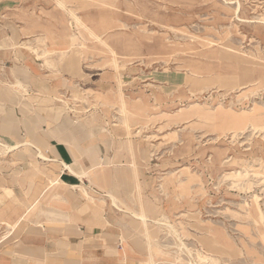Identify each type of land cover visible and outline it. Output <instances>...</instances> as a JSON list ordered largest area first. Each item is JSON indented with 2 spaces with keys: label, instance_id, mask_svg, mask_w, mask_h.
Returning a JSON list of instances; mask_svg holds the SVG:
<instances>
[{
  "label": "rangeland",
  "instance_id": "1",
  "mask_svg": "<svg viewBox=\"0 0 264 264\" xmlns=\"http://www.w3.org/2000/svg\"><path fill=\"white\" fill-rule=\"evenodd\" d=\"M55 1L57 103L140 163V264H264V0Z\"/></svg>",
  "mask_w": 264,
  "mask_h": 264
},
{
  "label": "crops",
  "instance_id": "2",
  "mask_svg": "<svg viewBox=\"0 0 264 264\" xmlns=\"http://www.w3.org/2000/svg\"><path fill=\"white\" fill-rule=\"evenodd\" d=\"M62 17L55 0H0V264H140L119 209L140 163L57 103L75 79Z\"/></svg>",
  "mask_w": 264,
  "mask_h": 264
},
{
  "label": "bare ground",
  "instance_id": "3",
  "mask_svg": "<svg viewBox=\"0 0 264 264\" xmlns=\"http://www.w3.org/2000/svg\"><path fill=\"white\" fill-rule=\"evenodd\" d=\"M5 146V145H4ZM12 147V146H11ZM6 148V147H5ZM10 148V147H9ZM9 148H7V149H9ZM12 149V148H11ZM40 155H42L41 153H40ZM43 156V155H42ZM140 218H142L144 221H147L148 220V216L143 212L142 214H139L138 215ZM137 216V217H138ZM196 261V260H195ZM200 264H210L208 261H202Z\"/></svg>",
  "mask_w": 264,
  "mask_h": 264
}]
</instances>
